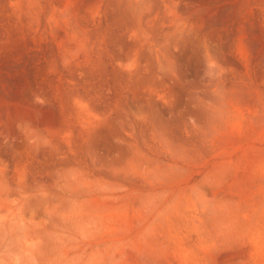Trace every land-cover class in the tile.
<instances>
[{"label": "rangeland", "instance_id": "obj_1", "mask_svg": "<svg viewBox=\"0 0 264 264\" xmlns=\"http://www.w3.org/2000/svg\"><path fill=\"white\" fill-rule=\"evenodd\" d=\"M0 264H264V0H0Z\"/></svg>", "mask_w": 264, "mask_h": 264}]
</instances>
